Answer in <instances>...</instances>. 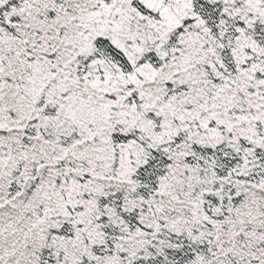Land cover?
<instances>
[{
    "label": "snow or ice",
    "instance_id": "snow-or-ice-1",
    "mask_svg": "<svg viewBox=\"0 0 264 264\" xmlns=\"http://www.w3.org/2000/svg\"><path fill=\"white\" fill-rule=\"evenodd\" d=\"M0 264H264V0H0Z\"/></svg>",
    "mask_w": 264,
    "mask_h": 264
}]
</instances>
